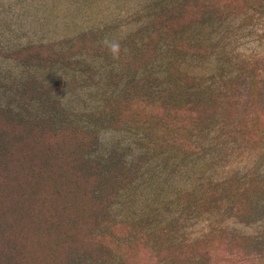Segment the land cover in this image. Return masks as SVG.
<instances>
[{
  "label": "rangeland",
  "instance_id": "1",
  "mask_svg": "<svg viewBox=\"0 0 264 264\" xmlns=\"http://www.w3.org/2000/svg\"><path fill=\"white\" fill-rule=\"evenodd\" d=\"M11 142L19 264H264V0H0Z\"/></svg>",
  "mask_w": 264,
  "mask_h": 264
},
{
  "label": "trees",
  "instance_id": "2",
  "mask_svg": "<svg viewBox=\"0 0 264 264\" xmlns=\"http://www.w3.org/2000/svg\"><path fill=\"white\" fill-rule=\"evenodd\" d=\"M15 148L14 143H8L7 153L0 155V259H7L8 264H19V257L23 254L22 243L15 240V229H18L19 217L24 214L26 222H34L40 214V209L33 210L32 205L27 208L19 206L18 209H12L11 203L16 206L12 197L2 192L1 185H11L12 189H18V193L26 195L34 194L35 188H38V183H34L32 179L26 177L27 179L23 180L22 173L30 174L31 168L29 164L24 165L25 167L19 166L18 161L13 160ZM20 167L25 168V171L21 170ZM34 173L42 177V174L35 170Z\"/></svg>",
  "mask_w": 264,
  "mask_h": 264
},
{
  "label": "clouds",
  "instance_id": "3",
  "mask_svg": "<svg viewBox=\"0 0 264 264\" xmlns=\"http://www.w3.org/2000/svg\"><path fill=\"white\" fill-rule=\"evenodd\" d=\"M106 44L113 56L117 57L119 54V43L114 41H106Z\"/></svg>",
  "mask_w": 264,
  "mask_h": 264
}]
</instances>
